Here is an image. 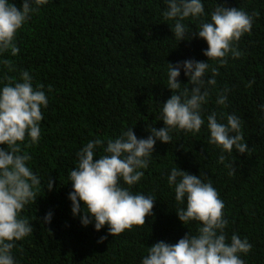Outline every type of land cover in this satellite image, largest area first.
Returning <instances> with one entry per match:
<instances>
[{
	"label": "trees",
	"instance_id": "trees-1",
	"mask_svg": "<svg viewBox=\"0 0 264 264\" xmlns=\"http://www.w3.org/2000/svg\"><path fill=\"white\" fill-rule=\"evenodd\" d=\"M12 2L19 7L21 0ZM203 2L206 13L223 4L253 16L250 33L238 42L244 55L222 67L209 61L219 74L204 106L205 115L215 111L218 119L221 112L240 116L248 151L227 155L226 163L232 162L235 170L230 175L217 163L219 150L207 143L204 127L197 134L173 132L169 144L157 141L152 162L133 186L134 192L156 195L152 216L114 236L107 225L96 231L71 214L68 173L76 152L91 139L115 137L130 127L138 138L149 135L147 127H163L156 116L159 104L172 94L165 86L166 63L207 62V45L195 34L176 42L172 22L162 17L165 0H49L18 32L20 51L9 57L17 71H0V77L18 78L20 70H29L34 85L43 84L51 92L41 139L26 146L30 167L42 183L35 202L22 211L33 233L13 249L17 264H139L146 247L157 241L176 243L188 229L175 214L166 182L174 164L212 182L225 205L226 234L247 237L253 245L242 257L245 264H264V0ZM199 22L185 21L193 31ZM178 80L188 83L183 71ZM249 80H254L251 88L246 86ZM225 87L230 89L226 106L217 105L216 96ZM43 178L45 185L54 181L53 190L43 187ZM49 211L51 222L44 223Z\"/></svg>",
	"mask_w": 264,
	"mask_h": 264
},
{
	"label": "clouds",
	"instance_id": "clouds-1",
	"mask_svg": "<svg viewBox=\"0 0 264 264\" xmlns=\"http://www.w3.org/2000/svg\"><path fill=\"white\" fill-rule=\"evenodd\" d=\"M48 3L49 0H21L18 7L12 0H0V71H17L9 59L20 51L17 34ZM165 3L162 17L165 22H172L170 30L176 42L195 34L207 45L203 50L207 62L186 59L166 63L165 86L172 94L159 104L156 116V121H162L164 126L147 127L149 135L142 138L130 127L115 137L91 139L76 152L75 165L68 173L71 214L79 217L82 226L92 224L96 231L107 225L112 236L144 225L145 217L152 216L156 195L134 192L133 186L152 162L157 141L169 144L173 132L197 134L204 127L207 143L219 150L217 163L224 164L230 175L235 170L232 162L226 163L227 155L233 150L248 151L240 116L221 112L218 119L215 111L205 115L204 106L219 74V68L210 66L209 61L222 67L229 59L244 55L238 42L250 33L253 16L223 4L206 13L203 0ZM187 20L200 21L195 31L185 23ZM181 71L188 78L187 84L178 80ZM33 80L29 70H20L18 78L0 77V145L5 146L0 147V264H17L13 249L18 241L33 233L32 224L22 211L35 202L37 191L41 190V177L30 167L32 157L26 146L36 145L41 139L43 110L49 103L47 93L51 88L34 85ZM253 83L249 80L246 86L251 88ZM229 91L227 87L220 90L215 103L226 106ZM260 107L264 113V105ZM203 175L189 174L175 164L170 169L166 182L173 191L174 211L188 231L174 244L157 241L146 247L139 264H245L242 257L251 252L253 245L247 237L226 234L224 202ZM43 185L51 191L54 181L48 179L45 185L43 178ZM52 216L51 211L46 212L43 222L50 223ZM189 225H194L195 230Z\"/></svg>",
	"mask_w": 264,
	"mask_h": 264
}]
</instances>
